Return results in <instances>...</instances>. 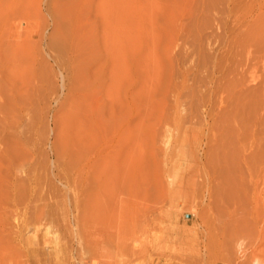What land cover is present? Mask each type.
I'll use <instances>...</instances> for the list:
<instances>
[{
    "label": "rangeland",
    "instance_id": "1",
    "mask_svg": "<svg viewBox=\"0 0 264 264\" xmlns=\"http://www.w3.org/2000/svg\"><path fill=\"white\" fill-rule=\"evenodd\" d=\"M0 32L37 69L0 96V264H264V0H0ZM113 99L115 154L81 125Z\"/></svg>",
    "mask_w": 264,
    "mask_h": 264
},
{
    "label": "bare ground",
    "instance_id": "2",
    "mask_svg": "<svg viewBox=\"0 0 264 264\" xmlns=\"http://www.w3.org/2000/svg\"><path fill=\"white\" fill-rule=\"evenodd\" d=\"M1 35H0V43H1V39H2ZM4 38H5V34H4L3 39ZM3 45H5V44H1V46H3ZM1 46H0V77L1 78H6L7 79V82H8V85H7L6 91L4 90L5 91V94H4V91L2 90L1 85H0V96L2 97V99L5 97V101H4L5 105L7 104L6 105L7 107L8 106L11 107V109H9V110L15 109L16 112H18L19 114H21L22 111L24 110V102H22V101H24L25 98L27 99V97L30 95V93L37 86V69H36V64L34 62L35 60L33 61V55H32L31 56L32 57V61H29L28 63H23L22 62V64H21L20 61H18V63H14L13 61H10V62H13L15 65L14 64L12 66L9 65L10 67L7 66L8 68H6L5 67V64L3 63L4 61H2L3 60V52L1 50ZM23 47H24L23 45L20 46L19 44H17L15 46L16 53H20V51L23 49ZM27 52L29 53V51H27ZM23 59L26 60V57L23 58ZM23 59H22V61H23ZM5 62H6V60H5ZM25 62H27V61H25ZM7 76H8V78H7ZM1 102H3V101H1ZM0 104H2V103H0ZM111 105H112L111 106L112 126H111V130H110L109 134H108V131H107L108 128L102 122L99 121V118L100 117L99 118L96 117L95 110H90L91 113H90L89 109L83 110V113H82V116L83 117H82V120H81V122L83 124H81V125L84 126V129H85V127H86V129H87V127L89 129L92 124H96L97 125V123H98L97 126L99 127L100 135H99V132H98L97 136L99 135V137H101V133L107 134L106 135L107 141H105V143H107L108 148L112 152V154H115L116 151H117V147H118V144L117 143H118V137L119 136H118V128H117V122H116V120H117V111H116V104H115L114 99H113ZM1 109L2 108L0 107V110ZM0 112L3 115V113L5 111L4 112L0 111ZM12 113H13V111H12ZM11 114H9V115H11ZM13 115L11 117H14ZM16 123L14 124V126H16V125L18 126V124H16ZM11 124H13V123H10V126H13ZM94 127H95V125H94ZM94 127H93V129H94ZM96 129H97V127H96ZM86 131H88V130H86ZM82 134L83 135L85 134V136H86V133H82ZM98 142L99 143L97 144V146L95 148H93L92 150L89 149L90 150V153H89V150L87 152V153H89V155H88V164L89 165L92 162L94 156H96V157H99V156L101 157L102 156V152H103V148H104V144L105 143L101 142V140H99ZM96 157H94V158H96ZM243 159H244V164H248L250 162L249 161V158L247 159V158H244L243 157ZM248 168H249V166H248ZM258 207H259L258 206V203H256L255 204V208H256L255 211H258ZM238 228L240 229L239 232L238 231L233 232L231 234L232 237H235V235L240 234L243 231V229H244V225L241 224V225L238 226ZM221 234H222V236L224 235V237L227 236V233H225V228L223 229V231L221 232ZM143 243L145 244L146 241H143Z\"/></svg>",
    "mask_w": 264,
    "mask_h": 264
}]
</instances>
